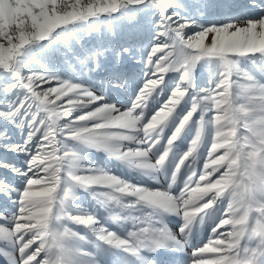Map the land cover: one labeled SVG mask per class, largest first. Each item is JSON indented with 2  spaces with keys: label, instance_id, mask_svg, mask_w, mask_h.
<instances>
[{
  "label": "snow or ice",
  "instance_id": "6c2138e0",
  "mask_svg": "<svg viewBox=\"0 0 264 264\" xmlns=\"http://www.w3.org/2000/svg\"><path fill=\"white\" fill-rule=\"evenodd\" d=\"M0 259L264 264V0H0Z\"/></svg>",
  "mask_w": 264,
  "mask_h": 264
},
{
  "label": "rangeland",
  "instance_id": "374dc122",
  "mask_svg": "<svg viewBox=\"0 0 264 264\" xmlns=\"http://www.w3.org/2000/svg\"><path fill=\"white\" fill-rule=\"evenodd\" d=\"M90 156L94 160H98V161H105L106 160V158L103 156L102 153H91ZM0 264H4V261L2 259H0Z\"/></svg>",
  "mask_w": 264,
  "mask_h": 264
}]
</instances>
